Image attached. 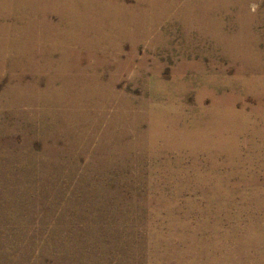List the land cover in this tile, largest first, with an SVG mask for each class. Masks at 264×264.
I'll return each mask as SVG.
<instances>
[{
  "label": "rangeland",
  "instance_id": "obj_1",
  "mask_svg": "<svg viewBox=\"0 0 264 264\" xmlns=\"http://www.w3.org/2000/svg\"><path fill=\"white\" fill-rule=\"evenodd\" d=\"M88 1L0 10V264H264V0Z\"/></svg>",
  "mask_w": 264,
  "mask_h": 264
},
{
  "label": "bare ground",
  "instance_id": "obj_2",
  "mask_svg": "<svg viewBox=\"0 0 264 264\" xmlns=\"http://www.w3.org/2000/svg\"><path fill=\"white\" fill-rule=\"evenodd\" d=\"M64 1V2H63ZM83 2L84 3V7H88V9H91L92 8V6L89 4L90 3V1H88V0H83V1H81V0H0V10L1 9H3L4 7H3V5L4 6H6L7 5V3L8 2H11V3H18V4H27V5H29V6H31L33 9H35V10H42L43 12H55V11H60V12H62V10H63V8L67 11V7H69V8H71V10L72 9H76V5H77V3L78 2ZM151 3H154V5H156L155 6V8H157L158 7V4L159 3H163L164 5H165V8L163 9V11L164 12H167L166 10H168L169 9V7H167V4H165V2L164 1H162V0H149ZM93 2H94V4H95V7L96 8H98L100 5H102V4H104V3H101V2H99L98 0H93ZM174 2H176L177 4L179 3L180 4V6L182 7V12L183 13H187V14H191V12H197V11H195V10H200V9H202V8H205V3L207 4V6H208V2L206 1V0H175ZM205 2V3H204ZM216 2H218V0H215V3ZM232 2H234L235 4H237L238 6H239V8H240V13L242 14V17L244 18V19H248V22L249 21H251V19H249V17L247 16V13H246V10H245V6L243 5V2H241V0H240V2L241 3H237V2H235V1H233V0H220V3H219V5H218V7H219V10H223V11H226L227 10V6L229 5V4H231L232 5ZM64 5V6H63ZM66 6V7H65ZM238 6H235L236 7V9H237V7ZM212 7V6H211ZM229 7V6H228ZM234 7V8H235ZM107 8V7H106ZM105 8V9H106ZM126 8V7H125ZM93 9V8H92ZM67 11L68 12V15H70V16H72V17H77V18H79L78 16H77V14H76V12L75 11ZM108 10V9H107ZM185 11V12H184ZM4 12V11H3ZM3 12H2V14H3ZM169 12V11H168ZM201 12H204V9L201 11ZM63 13V12H62ZM44 14V13H43ZM48 14V13H47ZM168 14V13H167ZM223 14V13H222ZM79 21L80 22H84V23H86V21H84L83 19H80L79 18ZM210 21V20H209ZM76 22V21H75ZM244 23H245V21H244ZM251 23V22H250ZM209 24L210 25H216V26H218L219 28H220V26L215 22H209ZM235 24V23H234ZM72 26V25H71ZM74 26V25H73ZM224 27V26H223ZM236 27V26H235ZM242 27H244V26H242V25H240V27L237 29V31L236 32H233V33H231V34H224L223 32H222V30H221V28H220V30L221 31H219L218 30V32H213V37L215 38V40H216V42H218V43H220V44H225V41H232V43H234L235 41H239V39H241L242 40V38L244 39V37H245V35L243 34L244 32H243V28ZM230 28V27H229ZM225 29V28H224ZM236 29V28H235ZM200 30L202 31V32H204L205 30H209V28L207 27V25L206 26H201L200 27ZM211 32V31H210ZM247 38V37H246ZM245 40V39H244ZM237 43V42H236ZM17 86H20L18 83H17V85H16V87ZM30 89V88H29ZM11 91H13V88H8L7 89V92L9 93V92H11ZM35 91V90H34ZM76 95V94H75ZM77 97V96H76ZM16 104V103H15ZM14 105V104H13ZM97 107V106H96ZM105 108V107H104ZM73 111V110H72ZM52 112V111H51ZM50 112V113H51ZM102 115H104V114H102ZM51 116V115H50ZM63 116V115H62ZM73 116V115H72ZM100 116V115H99ZM54 117V116H53ZM86 117V116H85ZM87 118V117H86ZM101 118V117H100ZM105 118V117H104ZM79 119V118H78ZM100 120V119H99ZM105 120V119H104ZM89 121V120H88ZM92 121V120H91ZM55 122V121H54ZM97 122V121H96ZM99 122H101V121H99ZM98 123V122H97ZM74 124V123H73ZM93 124V123H92ZM90 125V124H89ZM113 125V124H112ZM99 126V125H98ZM111 127V126H110ZM90 129V128H89ZM93 129V128H92ZM92 129H90V130H92ZM98 129H99V127H98ZM95 130V129H94ZM96 131V130H95ZM91 132V131H90ZM108 132V131H107ZM95 134V133H94ZM90 135V134H89ZM109 135V134H108ZM84 136V135H83ZM91 136H93V134L91 135ZM90 136V137H91ZM95 136V135H94ZM102 136V135H101ZM52 138V137H51ZM101 140V139H100ZM86 142V141H85ZM100 147H101V144H100ZM96 148V147H95ZM98 151V150H97ZM106 151V150H105ZM84 152V151H83ZM97 153V152H96ZM98 155V154H97ZM9 156V155H8ZM12 156V155H11ZM1 159V158H0ZM9 160V159H8ZM11 160V159H10ZM24 160V159H23ZM22 160V161H23ZM24 162V161H23Z\"/></svg>",
  "mask_w": 264,
  "mask_h": 264
}]
</instances>
